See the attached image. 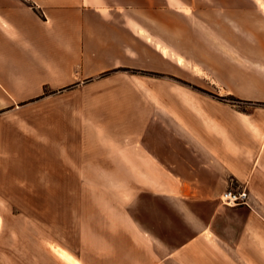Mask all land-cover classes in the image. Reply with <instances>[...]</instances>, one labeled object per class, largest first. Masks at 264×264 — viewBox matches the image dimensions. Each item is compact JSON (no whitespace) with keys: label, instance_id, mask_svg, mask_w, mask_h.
I'll use <instances>...</instances> for the list:
<instances>
[{"label":"crops","instance_id":"0c3cea01","mask_svg":"<svg viewBox=\"0 0 264 264\" xmlns=\"http://www.w3.org/2000/svg\"><path fill=\"white\" fill-rule=\"evenodd\" d=\"M194 56L264 59V0H0V188H73L80 264H264L263 118L146 83Z\"/></svg>","mask_w":264,"mask_h":264},{"label":"rangeland","instance_id":"374dc122","mask_svg":"<svg viewBox=\"0 0 264 264\" xmlns=\"http://www.w3.org/2000/svg\"><path fill=\"white\" fill-rule=\"evenodd\" d=\"M232 63L194 56L187 65L175 71L179 77L177 81L167 79L171 76L166 75L167 78L163 79L149 77L146 83L166 100L179 102L181 98L174 86L183 82L190 86L197 100L207 104L208 109L211 106L219 115L230 116L231 112H239L257 115L264 120V59L240 60L239 68ZM227 68L239 71V82L233 86L239 88L240 96L227 94L230 84L224 76ZM249 89L255 90L257 98L248 100L244 97ZM191 117L195 122L199 120L194 111H191ZM44 190L39 187L0 188V264H30V257L41 259L44 264H58L57 258L63 264H80L69 250L73 243L76 244V239L70 231H64L73 221L70 219L72 205L64 200V203L57 202L69 199L73 188H49L47 193ZM106 190L110 194L113 189ZM60 250L66 253V260L57 256Z\"/></svg>","mask_w":264,"mask_h":264},{"label":"built area","instance_id":"2783aa9c","mask_svg":"<svg viewBox=\"0 0 264 264\" xmlns=\"http://www.w3.org/2000/svg\"><path fill=\"white\" fill-rule=\"evenodd\" d=\"M247 199L248 194L245 191L233 190H226L219 197L220 203L228 207L244 205L246 204Z\"/></svg>","mask_w":264,"mask_h":264},{"label":"bare ground","instance_id":"6f19581e","mask_svg":"<svg viewBox=\"0 0 264 264\" xmlns=\"http://www.w3.org/2000/svg\"><path fill=\"white\" fill-rule=\"evenodd\" d=\"M58 254V256L60 257V258H62L63 260H66L68 257H67V255H66V253L63 251V250H60L59 251V253H57ZM74 261V260H73ZM73 264V263H72Z\"/></svg>","mask_w":264,"mask_h":264}]
</instances>
